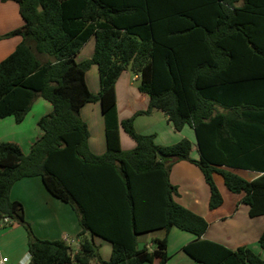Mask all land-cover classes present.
Instances as JSON below:
<instances>
[{
  "label": "trees",
  "instance_id": "obj_1",
  "mask_svg": "<svg viewBox=\"0 0 264 264\" xmlns=\"http://www.w3.org/2000/svg\"><path fill=\"white\" fill-rule=\"evenodd\" d=\"M7 1L17 4L23 25L0 36L21 38L0 62V120L20 124L37 98L52 108L37 120L41 135L27 154L0 141V225L8 219L25 229L28 264H167L171 228L194 237L183 252L195 264H264L248 248L232 251L202 239L206 221L173 201L169 182L171 166L188 162L209 188L210 211L223 204L218 175L227 191L242 194L249 218L264 217V102L262 89L252 86L264 71V0H1ZM91 38V58L77 62ZM92 65L97 95L85 80ZM128 67L148 104L119 121L115 85ZM93 103H100L103 118L101 156L90 152L80 118ZM154 110L175 132L194 131L197 160L187 139L161 147L154 135L135 131V118ZM120 131L132 150L121 149ZM229 169L261 175L247 181ZM35 177L78 216L73 257L65 242L36 238L22 205L9 197L14 183ZM157 230L164 235L151 241L154 249H139L138 236ZM92 236L111 244L107 261ZM258 245L264 251V229Z\"/></svg>",
  "mask_w": 264,
  "mask_h": 264
},
{
  "label": "crops",
  "instance_id": "obj_2",
  "mask_svg": "<svg viewBox=\"0 0 264 264\" xmlns=\"http://www.w3.org/2000/svg\"><path fill=\"white\" fill-rule=\"evenodd\" d=\"M22 25L23 21L18 13L17 4L11 1L1 2L0 0V36ZM20 42L21 38L18 36L0 40V48L2 49L0 51V62L9 56ZM76 61L81 62L77 58ZM259 71V74L263 72L259 77L261 79L253 81L252 86L262 89L258 97L259 102H264V71L261 69ZM253 76L256 78V75ZM137 79L138 76H134V80ZM115 97L119 121L147 108V97L140 94L137 88L136 90L132 88L131 84L127 82V78L123 80L120 78L119 82H116ZM40 100L43 99L37 98L32 102L28 114L20 124H16L12 117L0 120V141L15 143L20 147L23 154L28 153L31 144L41 135V131L36 125L37 120L41 116L49 114L52 110L47 102L44 100L41 102ZM253 100L256 103V98H253ZM95 109L101 113L100 103L83 106L80 110V118L86 123L89 131L88 147L90 152L101 156L106 151L104 125L101 117L102 113L99 118L97 116L94 119L90 117ZM31 113H33L32 117ZM245 121L246 118L243 123ZM249 126L256 127L253 120ZM134 129L140 134L154 135L155 144L161 147L171 146L181 139H187L192 144L190 157L194 160L199 158L194 131L190 127L188 129L184 127L181 132H175L167 122L165 115L160 111L154 110L149 115L136 117ZM8 132H11L12 135L9 136ZM123 134L120 131L121 149L124 151L132 150L134 148L133 142L131 144ZM123 143H125V148L122 147ZM197 169L195 165L188 162H178L171 166L169 182L176 190L172 197L173 201L206 221L208 227L202 239L217 243L232 251L245 247L257 254L260 250L257 245L258 239L264 229V217L249 218L247 208H243L242 204L236 207L237 211L231 212L236 197L227 192L221 177L218 175H214V182L221 192L223 204L216 210L210 211L208 209L209 189L201 178L202 174L200 176ZM229 171L247 181H252L261 175L257 172L242 169H229ZM9 197L12 201L19 202L22 205L24 220L29 224L36 238L79 244L80 240L77 239V235L81 232V227L77 214L69 205L51 196L43 186L40 178H26L17 181L12 185ZM7 224L8 227L0 225V255L8 259V264H28L25 229L16 223ZM153 234L152 232L138 236V248L146 247L151 251L153 245L149 240L156 238ZM91 240L98 248L100 258L107 261L110 258L111 244L97 236H92ZM193 240L194 237L191 234L171 228L167 233V255L169 258L167 264H175L174 261L176 260H178L177 264H195L183 252L184 246ZM257 248L258 252H256Z\"/></svg>",
  "mask_w": 264,
  "mask_h": 264
},
{
  "label": "rangeland",
  "instance_id": "obj_3",
  "mask_svg": "<svg viewBox=\"0 0 264 264\" xmlns=\"http://www.w3.org/2000/svg\"><path fill=\"white\" fill-rule=\"evenodd\" d=\"M10 38V37H9ZM93 49H94V39L91 38L89 39L86 44L81 48L80 52L77 54V60L78 61H84V60H87L89 58H91L92 54H93ZM2 49L0 48V51ZM134 76L135 74L131 71V69L128 67L126 68L122 73L121 75L119 76L117 82H119L120 78L121 80L127 78V82L131 84V87L134 88L136 90L137 86H138V79L137 80H134ZM86 80H87V84H88V87H89V90L92 94H95L97 95L98 92H99V79H98V71H97V68L96 66L92 65L89 67V69L87 70L86 72ZM41 102H43V100H40ZM33 113H31V117H32ZM101 113L100 111H97V109L94 110V113H91L90 117H92L94 119L95 116H97L98 118L100 117ZM31 117L29 118V120L31 119ZM102 117V116H101ZM29 122V121H27ZM26 122V124H27ZM186 129H188V127L185 126ZM30 130V129H29ZM9 133V136L12 135L11 132H8ZM123 136L132 144V141L131 139H129V137H127V135H124ZM122 147L125 148V143H123ZM130 150V149H129ZM129 150H126V151H129ZM124 151V150H123ZM193 154V153H192ZM197 172L200 174L201 176V172H199V170L197 169ZM203 182L205 183L204 181V178L201 176ZM206 184V183H205ZM217 186V185H216ZM208 187V186H207ZM218 188V187H217ZM209 189V188H208ZM219 190V188H218ZM220 192V191H219ZM231 196H234L236 197V200H235V203L233 204L232 206V210L231 212L235 211L236 210V207H238L239 205H241L240 201L238 200L239 198L241 199L242 197V194H233L229 191H227ZM221 193V192H220ZM222 196V195H221ZM238 198V199H237ZM243 208H245L246 206L242 205ZM247 208V207H246ZM237 211V210H236ZM230 212V213H231ZM252 219V218H251ZM5 227H8V225H4ZM5 232V231H4ZM156 232V233H155ZM154 236L156 238H161L163 236V231L162 230H157V231H154L153 232ZM149 234V233H148ZM155 238V239H156ZM153 240V239H152ZM152 240H149V241H152ZM258 245V244H257ZM259 246V245H258ZM154 249V247L152 248ZM260 249V247H259ZM250 251H252L251 249H249ZM261 250V249H260ZM258 252V248H257V251L258 252L257 254H255L253 251V253L255 255H259L258 257L264 261V251H260ZM263 254V255H262ZM178 260L174 261L175 264H177Z\"/></svg>",
  "mask_w": 264,
  "mask_h": 264
},
{
  "label": "built area",
  "instance_id": "obj_4",
  "mask_svg": "<svg viewBox=\"0 0 264 264\" xmlns=\"http://www.w3.org/2000/svg\"><path fill=\"white\" fill-rule=\"evenodd\" d=\"M3 223L7 224L10 222L8 221V219H4ZM66 244L70 247V255H71V257H73L78 250L79 244L76 245V244H73L72 242L71 243L67 242ZM0 264H8V259L6 257H3L0 255Z\"/></svg>",
  "mask_w": 264,
  "mask_h": 264
}]
</instances>
